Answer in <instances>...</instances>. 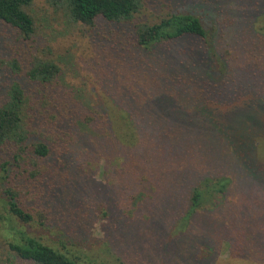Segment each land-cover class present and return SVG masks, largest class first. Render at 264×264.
Returning a JSON list of instances; mask_svg holds the SVG:
<instances>
[{
    "label": "rangeland",
    "instance_id": "374dc122",
    "mask_svg": "<svg viewBox=\"0 0 264 264\" xmlns=\"http://www.w3.org/2000/svg\"><path fill=\"white\" fill-rule=\"evenodd\" d=\"M27 11L31 40L0 21V60L18 58L24 68L50 50L60 73L43 87L0 66V102L17 80L44 113L32 120L38 134L22 160L0 151L9 161L0 169V213L11 218L0 234L21 230L97 262L264 264V0H144L132 22L98 16L92 27L46 0ZM169 12L197 16L206 37L137 46L134 23ZM62 130L74 136L66 146ZM37 141L49 146L47 157H35ZM205 176H227L228 187L183 228ZM4 189L31 222L8 213ZM0 258L28 264L5 250Z\"/></svg>",
    "mask_w": 264,
    "mask_h": 264
},
{
    "label": "trees",
    "instance_id": "16d2710c",
    "mask_svg": "<svg viewBox=\"0 0 264 264\" xmlns=\"http://www.w3.org/2000/svg\"><path fill=\"white\" fill-rule=\"evenodd\" d=\"M33 0H0V21L14 28L23 40H31L35 33V24L27 8ZM51 6L60 9L65 18L71 22L82 23L89 27L95 25L96 18L102 17L109 23L132 22L141 13L144 0H46ZM134 34L137 46L142 49H155L165 43L177 40L184 36H195L204 39L207 31L201 20L189 12H169L159 16L154 21H137L134 23ZM0 66L7 67L12 73L23 75L28 82L46 87L56 85L57 76L60 73L59 64L48 53H33L29 65L22 67L18 58L7 61L0 60ZM42 88V87H41ZM32 92L27 91L21 82L14 80L5 90L3 101L0 102V151L11 152L14 159L22 160L21 153L25 152L26 142L32 135L38 134V126L32 127V120L38 115H44L37 105ZM56 115L51 114V118ZM84 122L93 120L91 115L81 116ZM39 121V119L37 120ZM127 134L134 135L129 120H126ZM62 142L66 146L74 139L70 131L62 130ZM41 135V134H40ZM131 141L130 138H128ZM13 151V153H12ZM33 153L37 159L47 157L50 153L49 146L43 141L33 144ZM37 161V160H36ZM35 161V165L37 162ZM7 159L0 162V169L6 172ZM34 171V170H33ZM1 178V176H0ZM229 184L227 176H205L199 184L193 187L189 206L184 213L181 223L183 228L190 216L202 206L212 203L221 197ZM6 195L4 205L8 213L23 222H31L33 215L25 210L16 201L15 192L3 190ZM7 220V221H6ZM11 222L10 217L0 213V233L3 230L2 223ZM4 228L6 236H12ZM16 237L8 239L0 236V253L3 250L13 254L20 262L28 264H125L116 258H106L97 262L87 256H81L73 249L62 245L61 248L42 242L39 238L31 236L24 231L17 230ZM110 259V260H108ZM3 258H0L2 261ZM118 260V261H117ZM110 262V263H109Z\"/></svg>",
    "mask_w": 264,
    "mask_h": 264
}]
</instances>
